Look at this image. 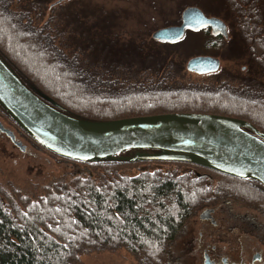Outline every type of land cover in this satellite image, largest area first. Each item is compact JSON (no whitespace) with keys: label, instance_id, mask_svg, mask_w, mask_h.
<instances>
[{"label":"trees","instance_id":"obj_1","mask_svg":"<svg viewBox=\"0 0 264 264\" xmlns=\"http://www.w3.org/2000/svg\"><path fill=\"white\" fill-rule=\"evenodd\" d=\"M220 1L225 16H217L249 58V72L236 78L238 89L231 86L247 92L242 97L183 86L179 78L194 57L185 67L171 50L178 43L115 31L100 6H76L78 0H0V59L36 97L78 119L210 114L248 121L264 133V8L261 0ZM194 32L206 33L209 46L226 41L210 28ZM138 151L163 153L129 149L99 158L102 177L57 182L35 200L0 188V264H76L88 250L120 249L139 264H167L172 242L207 204L228 195L264 207V186L253 178L200 161L133 160ZM134 161L182 162L196 170L120 173ZM204 171L227 179L215 186Z\"/></svg>","mask_w":264,"mask_h":264},{"label":"water","instance_id":"obj_2","mask_svg":"<svg viewBox=\"0 0 264 264\" xmlns=\"http://www.w3.org/2000/svg\"><path fill=\"white\" fill-rule=\"evenodd\" d=\"M205 28L228 38L224 21L207 17L197 7L184 10L179 26L160 29L152 37L160 42H177L188 29ZM219 68L220 61L210 56L194 57L187 63V70L199 75L215 73ZM0 105L39 145L62 157L85 160L114 157L129 149L160 150L161 155L147 158L198 160L235 177L253 178L264 186V133L242 119L177 113L112 121L82 120L36 97L1 59ZM12 140L22 152L27 151L13 136Z\"/></svg>","mask_w":264,"mask_h":264},{"label":"rangeland","instance_id":"obj_3","mask_svg":"<svg viewBox=\"0 0 264 264\" xmlns=\"http://www.w3.org/2000/svg\"><path fill=\"white\" fill-rule=\"evenodd\" d=\"M59 1V0H56ZM79 4L98 5L102 14H108V21L113 25L115 31L126 33H135L140 36H146L153 40L152 35L163 28L171 26H179L182 22V14L188 7H197L204 12L207 17H216L223 20L219 14L225 11L220 7V0H78ZM88 2V3H87ZM264 8V0H261ZM90 3V4H89ZM85 4V5H86ZM75 5V3H74ZM72 5V6H74ZM86 5V6H87ZM222 8V9H221ZM223 14V13H222ZM222 17H219V16ZM210 32V31H209ZM211 34V32H210ZM206 33H198L186 31L185 36L175 42L178 43L172 50L178 60L186 67L187 61L191 57L210 56L220 61V68L214 74L199 75L186 71L184 77H180L181 84L196 90H205L206 88L216 89L219 91H230L231 94L242 97L241 93L231 90L233 85L238 89V83L241 80L236 78L245 77L249 72V58L245 57V53L240 48V40L237 36H229L220 46L215 40H210V46L214 44V48L210 49L209 39ZM216 42V43H215ZM25 50L23 49L22 53ZM189 72V73H187ZM246 87V86H245ZM264 93V87L261 90ZM262 97V96H261ZM149 100H147L148 102ZM233 100H231V103ZM146 103V102H145ZM9 114L0 105V122L5 128L12 130L18 141L26 146L27 151L22 152L16 148L5 136L0 134V188L8 192L10 195L19 192L22 195L29 196L32 199L41 197L47 187L57 182H70L78 176L102 177L105 175V168L100 166V160H70L63 158L39 145L30 137L12 117H1ZM162 153L152 152H134L131 154L133 160L140 157L157 156ZM198 161V160H196ZM202 162V161H200ZM202 164H206L202 162ZM193 169V170H192ZM196 170L192 164L182 162H150L136 163L131 162L127 166L120 169L123 175H137L143 171H162L167 173H175L177 175L192 173ZM220 171V170H219ZM207 175L215 178L213 181L215 186H219L220 179H227L219 173L213 171H204ZM222 172V171H221ZM224 173V172H222ZM226 195L222 199L228 198ZM233 198V197H231ZM221 199V200H222ZM241 203H246L241 199H237ZM236 203L238 209L245 208L240 202L232 200ZM240 205V206H239ZM255 208L251 204H247ZM257 209H264L257 205ZM252 212V211H251ZM257 214V212L254 211ZM258 215V214H257ZM202 225L198 219V214L186 225L181 234L172 242L170 246L169 261L167 264H202V245L198 241ZM256 233L244 235L241 244L244 245L243 256L248 257L250 252L254 251V240ZM193 237V246H186V241ZM207 236L204 238L206 239ZM215 243L218 248L228 249L229 235L220 232L215 235ZM206 243V240H205ZM264 252V250H263ZM76 264H139L138 261L123 249L111 250H88L82 254Z\"/></svg>","mask_w":264,"mask_h":264},{"label":"flooded vegetation","instance_id":"obj_4","mask_svg":"<svg viewBox=\"0 0 264 264\" xmlns=\"http://www.w3.org/2000/svg\"><path fill=\"white\" fill-rule=\"evenodd\" d=\"M210 30L212 31V29ZM223 37L225 38V36ZM1 117L12 116L6 114ZM0 134L5 136L16 148L18 146L12 140V136L16 142L22 144V142L17 140L12 130L5 128L1 122ZM232 200L240 202L236 198L228 197L212 204H207L197 213L202 225V231L198 239L201 245L203 244L202 264H206V262L207 264H256V262L264 264V209L258 210L257 206L253 208L246 203L240 202L245 208L241 210L236 207V203L232 202ZM207 211L208 213L206 214ZM202 215L203 219L201 218ZM220 232H225L229 235L228 249L226 250L218 248L213 243L216 240L215 235ZM250 233L257 234L253 242L254 251L248 253V257H244L242 252L244 245L241 244V239L244 235L247 236ZM206 236L207 238L204 239ZM185 244L186 246H193V237H190L189 241L187 240Z\"/></svg>","mask_w":264,"mask_h":264}]
</instances>
